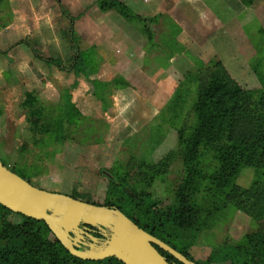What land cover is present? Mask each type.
<instances>
[{
	"label": "rangeland",
	"instance_id": "1",
	"mask_svg": "<svg viewBox=\"0 0 264 264\" xmlns=\"http://www.w3.org/2000/svg\"><path fill=\"white\" fill-rule=\"evenodd\" d=\"M216 2L218 7L210 9L220 17L222 9ZM57 8L52 0H0V160L4 165L48 191L122 207L142 226L157 227L160 236L196 264H264V170L245 165L238 144H232L230 153L212 148L222 135V117L232 94L211 74L220 61L241 87L264 90V0L252 5L240 0L237 14L224 18L216 44L210 42L211 33L203 32L200 56L193 57L192 68L185 65L179 70L165 63L161 50L159 57L145 56V68L158 77L150 80L143 75L147 69L138 71L137 59L132 62L114 53L110 65L103 61L99 51L117 49L124 38L117 18L112 33L115 46L107 39L111 33L98 28L109 21L99 0L96 6L90 1L88 9L96 22L90 38L87 21L81 19L87 7L74 9L81 19L78 37L74 34L80 47L78 59L72 39L61 38ZM149 20L154 36L161 34L164 27L157 29ZM164 33L162 42H171L173 37L167 39ZM137 38L140 46L148 39L140 34ZM24 40L62 67L37 58L19 44ZM88 42L95 47L92 62ZM191 49L189 53L197 54ZM147 51L155 54L156 44L149 42ZM128 68L137 70L130 79H112ZM44 73L49 76L41 79ZM201 83L207 84L203 97ZM28 88L36 90L43 108V126L37 133L31 131L27 110L21 106ZM255 183L261 189L257 200H246L241 207L226 199L234 187L250 189ZM23 223L22 215L0 206V259L12 251V261L2 264H34L35 257L31 263L26 252L29 235L19 234ZM36 231L38 227L31 230ZM39 234L57 238L52 230ZM253 235L259 238L251 239ZM103 264L120 263L111 259Z\"/></svg>",
	"mask_w": 264,
	"mask_h": 264
},
{
	"label": "trees",
	"instance_id": "2",
	"mask_svg": "<svg viewBox=\"0 0 264 264\" xmlns=\"http://www.w3.org/2000/svg\"><path fill=\"white\" fill-rule=\"evenodd\" d=\"M242 1L248 5H252L255 2V0ZM99 7L103 11L108 8H115L126 18L143 23L146 34L149 36V38H151L152 32L151 28L149 27V21L151 20L144 19L140 15L133 13L120 0H99ZM71 39L76 48L75 59H78L80 56V48L75 41L73 29H71ZM30 47L32 48L37 58L43 59L47 63H53L58 65L59 67H62L58 60L44 58L33 46ZM211 74L217 75L219 81L223 83L225 88L230 90V93L232 94L231 103L226 108L222 117V135L217 139L212 148L219 153H230L233 148L232 144H238L241 147L242 159L245 165L254 167L259 171L264 170V90H249L241 87L239 83L227 72L224 65L220 61H217L215 63L214 68L211 70ZM206 86V83L200 84V97H203V95L205 94ZM39 102L40 100L38 98L36 90L28 88L25 91L21 106L27 110V121L30 123V129L34 133L39 132L38 130L43 126L41 117L43 108ZM45 130L47 131L48 127H46ZM256 186L259 185L255 183L250 189H243L238 186L234 187L232 189V192L227 195L226 199H228L229 201L233 200L235 202H238L241 207H244L246 200H257V198L260 197L261 189L260 187ZM124 190L129 196H133L132 192H130L128 188L125 187ZM0 206L4 210L12 212L5 206L1 204ZM107 206L115 205L108 204ZM115 207L125 212L122 207ZM125 214L128 215L127 213ZM22 217L24 219V223L20 226L19 234L21 237L29 235L30 248L27 249L26 252L29 253L28 259L31 263L33 262V257H35L34 264H103L106 260L111 259L116 260L120 264H123L116 258H107L99 261L83 260L77 258L73 256L57 238L51 240L48 237L39 234V232H43L44 234L45 231L51 232V229L44 221H39L23 215ZM129 217L140 227L144 228L149 233L168 243L162 236L158 234L159 232L157 231V227L152 230L147 226H142L131 216ZM35 227H38V231H36V233L34 234L31 232V230ZM256 238H259V235L251 236V239ZM158 249L167 258L170 264H184L169 253L161 250L160 248ZM18 250L19 248H17L16 253L18 252ZM179 252L190 259L185 252ZM11 254L12 251H9L7 255H3L2 259H0V264L12 261L10 257Z\"/></svg>",
	"mask_w": 264,
	"mask_h": 264
},
{
	"label": "water",
	"instance_id": "3",
	"mask_svg": "<svg viewBox=\"0 0 264 264\" xmlns=\"http://www.w3.org/2000/svg\"><path fill=\"white\" fill-rule=\"evenodd\" d=\"M111 177V175L105 171ZM0 204L14 213L44 221L57 239L75 257L99 261L116 258L123 264H170L158 248L184 264H196L157 236L140 227L118 208L95 204L65 193L33 185L0 160ZM99 227L110 236L103 245L80 225ZM91 240L81 249L84 235Z\"/></svg>",
	"mask_w": 264,
	"mask_h": 264
},
{
	"label": "crops",
	"instance_id": "4",
	"mask_svg": "<svg viewBox=\"0 0 264 264\" xmlns=\"http://www.w3.org/2000/svg\"><path fill=\"white\" fill-rule=\"evenodd\" d=\"M52 1L58 6L57 8L58 15L61 16L62 19L61 20L62 27L60 32L62 35L61 38L63 40H65V37L69 38V40L71 39V29H73V33L74 34L76 33L78 37V32L80 31L78 29L79 28L78 24L79 23L81 24L80 21L83 18H84L83 20L84 22L87 21L86 23L87 26L89 27L88 33L91 32V30L93 31V29H96V22L95 20H92L94 16L90 15V11H88V9L90 6V1L94 3V6H96L97 0H52ZM120 1L125 6H127L133 13L140 15L144 19L154 20L157 29L158 26L161 25L164 27V29L161 34L159 35L156 34L155 36L153 31L151 30L152 36L151 38H149V36L145 32V27L143 23L126 18L115 8H108L105 11L102 10V12L106 16V19L109 21L108 22L105 21L103 25L102 24L99 25L98 28L103 32L109 31L111 33L107 39H110L111 40L110 44H112V46H115V43H113L112 41V39H114L112 33L113 30H115L113 27L114 26L118 27L117 25H113L114 22L116 21L115 18H117V20L122 21L121 22L122 25H119L120 27L119 30L123 31L122 36L124 40L121 42V44L118 46L117 49L114 48L115 50H113V48L112 49L109 48L110 50L106 52L105 48H103L101 50L102 53L101 51L99 52L101 55H103L104 58L103 61L105 60L106 64L109 65L111 64V61L114 58L113 56L114 53L117 54L121 53L120 55H126L130 58L129 60L132 62H134V60L137 59L139 64L138 71L142 69L141 71L142 73L147 69L145 68L147 66H144L145 56L150 55V56L159 57L161 51L163 53L162 55H165L164 62L171 65L172 67L182 70V67L188 65L187 69L192 68L191 66L193 65L192 63L193 57L195 55L200 56L199 53L201 51L199 50V48L201 47L199 46L200 43L199 41H201L200 40L201 38H204L202 37L204 34L203 32L211 33L214 40L210 42L213 45L216 44L218 41L217 39L220 38L219 33L222 31L224 27V23H225L224 18L229 17L230 15H232V13L237 14L236 12L238 9V4L240 2V0H120ZM215 2L222 9V13H221L222 16L220 17L217 15V13H214V11L211 10L212 9L211 5H214V9L218 7L214 4ZM67 3L70 4L71 8L67 6ZM79 6H82L84 8L87 7L86 12H88L87 15L84 14L83 12L81 15L82 16L81 19H79L78 17L80 14L74 13V9L78 8ZM167 28L171 29V31L169 29L167 30ZM28 30H31V27L28 28ZM171 32L173 33V35H170ZM163 33L165 34L164 35L165 38L171 39L173 37L172 41L175 42L174 43L172 41L170 42V40L166 41V43L164 41L162 42ZM138 34L145 35V37L148 38L146 39L147 41L144 40L141 43L142 47L138 43L139 42V39L137 38ZM87 36L88 38L92 37L90 33ZM149 42L153 45L156 44V49H158V51L155 54L154 53L149 54V52L147 51V44ZM92 43L93 42L89 43V45H91V49L89 50V58L91 57V53H93V50H95V47L93 46ZM19 44L24 48L28 47L30 50H32V48L30 47L29 43L26 40L21 41ZM191 48H193V50L196 49L197 54L189 53L190 51H192ZM213 49H215V46H213ZM118 50L120 51L118 52ZM108 54L111 55L108 56ZM150 60L152 66V64H154V60H152V58ZM195 60L201 62L200 58L195 57ZM89 62H92L91 58ZM128 64H130V62H128ZM39 66L42 67L41 65ZM149 69H147V71L143 73L144 78L148 80L158 79V77H155L152 74L153 70H149ZM125 71L126 72H119L114 77H112V79L126 81L130 79L133 73L137 72V70L134 68L132 69L128 68ZM44 74L45 77H43ZM44 74L42 75L41 79L48 78L49 75L46 77V73ZM71 102L76 104L74 102L73 97H71Z\"/></svg>",
	"mask_w": 264,
	"mask_h": 264
},
{
	"label": "flooded vegetation",
	"instance_id": "5",
	"mask_svg": "<svg viewBox=\"0 0 264 264\" xmlns=\"http://www.w3.org/2000/svg\"><path fill=\"white\" fill-rule=\"evenodd\" d=\"M108 207H111V208H117L115 206H108ZM119 209V208H118ZM80 228H81V233H83V231L86 229L88 230L87 232L93 236H96L99 238V241L97 243V245L101 246L103 245L104 241L109 238L110 236V231L109 229L106 230V233H104L102 231V229H99V227H91V226H87L86 228V225H84L83 223H81L80 225ZM84 235V234H83ZM85 238L83 240V244L81 246V249H89V244H91V240L90 238L88 237V235H84ZM192 261V260H191Z\"/></svg>",
	"mask_w": 264,
	"mask_h": 264
}]
</instances>
